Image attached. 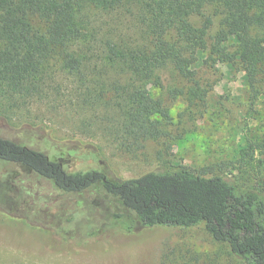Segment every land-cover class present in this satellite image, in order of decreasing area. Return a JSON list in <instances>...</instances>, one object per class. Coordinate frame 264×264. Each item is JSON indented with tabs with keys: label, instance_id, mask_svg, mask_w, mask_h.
<instances>
[{
	"label": "trees",
	"instance_id": "trees-1",
	"mask_svg": "<svg viewBox=\"0 0 264 264\" xmlns=\"http://www.w3.org/2000/svg\"><path fill=\"white\" fill-rule=\"evenodd\" d=\"M225 62L244 73L254 103L264 85V0H0V93L62 94L54 84L60 73L74 79L83 107L108 99L107 107L115 97L121 129L133 140L159 135L148 123L155 115L168 119L164 97L204 100L215 83L209 72ZM163 78L167 93L155 97L148 87L161 88ZM0 161L60 193H96L127 232L201 225L242 264H264L263 188L210 175L209 167L162 168L130 179L107 168L73 170L64 158L3 137ZM12 210L16 201L0 194V213ZM58 235L72 240L67 229Z\"/></svg>",
	"mask_w": 264,
	"mask_h": 264
},
{
	"label": "rangeland",
	"instance_id": "rangeland-1",
	"mask_svg": "<svg viewBox=\"0 0 264 264\" xmlns=\"http://www.w3.org/2000/svg\"><path fill=\"white\" fill-rule=\"evenodd\" d=\"M57 74L54 84L64 94L48 89L46 97L18 99L0 93V137L64 158L73 170L107 168L130 179L162 168L209 167L210 175L264 189V85L252 103L239 68L225 62L211 70L215 83L202 101L164 97L168 119L155 115L148 123L159 135L138 140L123 133L115 97L107 107L108 99L83 107L76 103L74 79ZM148 89L165 95L168 82L163 78L161 88ZM0 192L17 204L8 217L0 213V264H242L201 225L127 232L96 193H60L1 161ZM92 198H98L96 208L87 207ZM81 202L85 207H78ZM66 229L70 241L58 235ZM85 238L93 243L83 245Z\"/></svg>",
	"mask_w": 264,
	"mask_h": 264
}]
</instances>
